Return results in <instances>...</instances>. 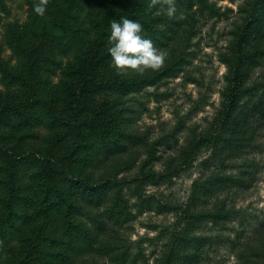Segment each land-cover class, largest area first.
I'll return each mask as SVG.
<instances>
[{
	"label": "rangeland",
	"instance_id": "374dc122",
	"mask_svg": "<svg viewBox=\"0 0 264 264\" xmlns=\"http://www.w3.org/2000/svg\"><path fill=\"white\" fill-rule=\"evenodd\" d=\"M80 1L73 0L75 3ZM180 1L174 0L177 10L169 16L172 22L179 21V35L170 42L172 34L164 29L158 36L169 43V47L163 50L167 53L166 59L158 69L148 68L143 73L135 70L121 72L109 60L93 70L97 82L113 76L125 79L156 73L160 75L157 86L125 95L95 89L87 93L75 114L67 93L77 79L70 71L78 57L96 40L90 20L95 15L93 2L85 0L77 8L75 5L70 7L68 0H49L45 15L40 16L33 9L36 0H0V218L5 215L3 201L11 195L13 187L10 186V174L20 196L19 211L12 220L14 227L0 235V264H23L32 239L41 242L38 254L43 257L44 264H116L113 261L120 254L129 261L128 264H133V260H136L135 264H156L163 246L158 240L161 232L188 226L183 218L176 225L174 213L136 207L130 222L108 224L109 229L104 231L98 247L108 246L109 249L78 258L76 246L80 232L75 227L87 225L86 216L98 220L105 206L85 208L87 214L82 213L84 197L77 190L66 188L64 175L60 173L57 176L59 187L73 202L72 228H67L70 219L63 213H54L47 224L42 225L44 217L38 212L42 208L39 185L53 167V162L90 183L113 178L123 187L126 198L136 180L140 182L149 174L151 178L142 190L144 195H152L160 202L172 203L179 208L187 206L195 186L206 181L216 170V161L210 164L211 167L203 165L211 155L209 148L199 150L188 165L179 164V153L185 147L190 128L203 133L222 120L219 121L227 68L219 54L225 51L231 40L230 32L239 21L238 11L243 0L217 1L222 12L228 8L233 10L225 11L228 15L221 18L201 15L198 11L196 17H190L180 6ZM166 7V0H157L150 11L149 20L152 29L157 28V33L160 32L159 16L167 14ZM159 8L160 14L156 15ZM15 33L22 39L19 50L14 49L17 43L12 42ZM146 33L143 27V35ZM165 35L167 37L163 38ZM110 46L108 42L104 48ZM23 48L27 51H21ZM262 74L260 69L256 77ZM28 99L36 103L29 108L31 118L26 123L14 108L24 106ZM100 106L117 124L131 122L134 133L144 143L130 147L131 150L123 156L106 159L103 148H100L101 141L94 132L83 134L88 126L87 119L97 111L101 113ZM49 114L75 116L76 121L68 126L53 124ZM185 125L188 131L180 133ZM84 136L100 148V151L90 152V162L83 160V155L89 156L88 150L85 152L77 144ZM260 144V148L249 157L259 164L252 188L238 194L231 189L230 193H220L221 200L228 207L247 208L257 214L263 212L264 137ZM229 172L233 175L239 171ZM207 206H213V202ZM208 228L199 230V227L197 231L203 236H215L213 230L216 228L213 225ZM46 236L53 241H41ZM214 256L208 264H239L226 250Z\"/></svg>",
	"mask_w": 264,
	"mask_h": 264
},
{
	"label": "trees",
	"instance_id": "16d2710c",
	"mask_svg": "<svg viewBox=\"0 0 264 264\" xmlns=\"http://www.w3.org/2000/svg\"><path fill=\"white\" fill-rule=\"evenodd\" d=\"M90 1L93 2L95 9V15L90 20L95 30L96 40L88 46L87 52H83L78 57V62L72 65L70 71L71 76L77 79V82L68 88L67 93L75 114L78 113L87 93L95 89L125 95L145 87L157 86L160 75L156 73L149 76H140L142 75L140 74L134 78L125 79L113 76L98 82L94 81V68L104 66L112 60L109 47L104 48L110 42L108 37L111 31V20L119 19L121 16L139 20L147 30L145 36L151 38L154 45L162 51L169 47L167 39L162 40L158 37L163 34L164 29L172 34L170 42L179 35L177 28L179 21L172 22L169 15L163 13L159 16L160 32L157 33V28L152 29L149 19L150 11L154 6L150 7V0ZM217 1L224 0H182L180 6L186 9L190 17H196L195 13L198 11L201 15L208 14L213 18H221L228 15L225 11H233L228 8L222 12ZM84 2L85 0L76 3L68 0L70 7L75 5L77 8H80ZM238 13L240 18L230 32L231 40L225 51L219 54L227 68L224 76L225 86L222 90V117L219 121L222 120L218 124L211 125L203 133L190 128L186 143L183 145L185 147L180 149L179 164L188 165L196 153L204 148H209L211 155L203 165L211 167L210 164L213 161L218 162L211 176L195 186L187 206L179 208L172 203L160 202L152 195L145 196L142 190L146 181L151 178L149 174L145 175L140 182L139 179L136 180L129 188L127 198L123 187L114 182L113 178L100 183H90L75 173L64 170L63 166L56 162L52 163L53 167L42 178L39 185L42 191L39 197L42 208L38 211L44 217L42 225H46L54 213H63L70 219L67 228H72L73 202L59 187L57 176L60 173L64 175L66 188L77 190L84 197L82 213L87 214L85 208L94 209L105 206L98 220L93 219L92 216H86L88 224L83 228L78 225L75 227V229L79 228L80 232L78 237L76 236L78 258L109 249L108 246L98 247L104 231L109 229L108 224L130 222L134 218V208L140 207L150 211L155 210L158 213H174L177 218L176 225L182 218L188 222V226L181 230L176 227L171 232L166 230L161 232L162 236L158 240L163 246L156 264H208L215 257L214 254L217 256L222 250L233 254L239 264H264V210L257 214L250 212L247 208L228 207L220 196V193L224 191L230 193V189L238 194L239 191L246 192L252 188L259 164L249 157L260 148V141L264 137V0H243ZM165 37L167 35L163 38ZM12 38L15 40L14 42L12 39V42L17 43L18 46H14V49L19 50V47H22L20 34L18 36L16 33L13 34ZM21 51L26 52L27 48ZM260 69L263 70V74L256 77ZM26 101L24 106L18 105L14 109L22 120L28 123L31 118L29 108L36 101L32 99ZM99 108L101 113L97 111L93 117L87 119L88 126L83 134L89 135L88 133L94 132V136L101 141L100 148H103L102 152L105 153L106 159L123 156L131 150L130 147L135 148L144 143L143 139L134 133L131 122L126 125L117 124V121L101 109V106ZM48 117L53 124L61 126H68L72 121H76L75 116L49 114ZM185 129H187L186 125L179 132L188 131ZM77 144L82 146L85 152H87L86 149L88 150L89 156L83 155V160L87 162L92 159L90 153L92 150L100 151L97 144L90 142L86 136ZM153 158L157 159L154 156ZM171 160L175 159L171 158ZM231 170L239 172L231 175L229 172ZM9 178H12L10 186L13 187L11 195L3 201L5 215L0 218V235H4L14 227V216L19 211L17 207L20 196L15 188L13 175L10 174ZM209 202H213V206L208 207ZM201 204L204 205L203 208L198 207ZM211 225L216 228L213 230L216 233L215 236H203L197 231L199 227L201 228L199 230H204ZM230 231L233 233L226 234ZM43 240L53 241L48 236L41 241ZM31 242V247L25 256L26 260L22 263L44 264L43 257L38 254L41 242L35 239ZM121 256L122 254L116 256L113 262L128 264L129 261ZM135 261L133 260V264Z\"/></svg>",
	"mask_w": 264,
	"mask_h": 264
},
{
	"label": "clouds",
	"instance_id": "9594fccd",
	"mask_svg": "<svg viewBox=\"0 0 264 264\" xmlns=\"http://www.w3.org/2000/svg\"><path fill=\"white\" fill-rule=\"evenodd\" d=\"M48 2L49 0H36L34 12L40 16L45 15ZM156 3L157 0H151L150 7ZM166 4L167 15H174L177 10L174 0H166ZM155 14L159 15L160 9ZM110 29L108 40L111 46L108 50L117 70L143 73L148 68L158 69L164 63L167 53L156 47L151 38L143 35V25L139 20L121 16L111 20Z\"/></svg>",
	"mask_w": 264,
	"mask_h": 264
}]
</instances>
